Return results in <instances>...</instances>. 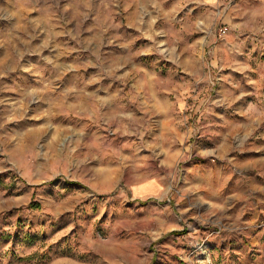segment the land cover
Instances as JSON below:
<instances>
[{
  "label": "clouds",
  "instance_id": "obj_1",
  "mask_svg": "<svg viewBox=\"0 0 264 264\" xmlns=\"http://www.w3.org/2000/svg\"><path fill=\"white\" fill-rule=\"evenodd\" d=\"M163 2L0 0V93L20 95L0 96V176L29 186L20 196L0 191V213L29 215L35 199L48 224L71 215L50 244L80 234L73 256L44 264H89V253L97 264H152L156 253L167 264H264V187L231 155L264 139V0H179L167 11ZM187 4L202 9L193 23L176 18ZM192 32L201 35L189 43ZM166 52L175 58L165 74ZM176 93L193 100L183 106L190 115ZM34 104L41 136L8 127ZM209 133L216 147L190 143ZM64 181L87 191L68 193ZM89 221L99 222L93 234ZM37 247L0 244V264Z\"/></svg>",
  "mask_w": 264,
  "mask_h": 264
},
{
  "label": "rangeland",
  "instance_id": "obj_2",
  "mask_svg": "<svg viewBox=\"0 0 264 264\" xmlns=\"http://www.w3.org/2000/svg\"><path fill=\"white\" fill-rule=\"evenodd\" d=\"M178 2L179 0H164L162 7L165 11H167L175 7ZM134 10L135 7H133L132 9H128L126 15L128 13L134 12ZM201 13L202 9L197 8L193 4H187L179 12L176 18L177 20H186L187 23H193L197 16ZM127 31L130 35H139V33H137L134 28H129L127 29ZM200 35L201 34L198 32H192L191 34H186L185 39H187L189 43H191L192 41L198 39ZM146 43V40L136 41L137 46H142ZM161 43H163L162 40ZM168 57H171L173 60L175 58L173 53L166 52L165 59L162 60L161 64L159 65V69L162 70L165 74L169 71V67L171 66L170 63L167 62ZM255 57L256 53H253V58L255 59ZM150 59L152 58H146L145 63H148ZM259 62L264 63V56L259 57ZM255 66L256 65L254 63L253 67ZM226 71L231 70L229 69ZM23 75L27 76V74ZM233 75L237 79L240 78L239 73H233ZM16 76L17 74L13 73L11 77H9L5 82L10 83L12 79L16 78ZM254 78L258 77H256L254 74ZM31 82L34 86H39L35 79H33ZM218 90L219 89H217V91ZM260 91L264 93V86L261 87ZM212 95L215 96L216 91H213ZM0 96L10 97L13 100L20 99V95L17 92H3L0 93ZM180 96V93H176L171 95L170 99L175 102L179 110L183 112V106L185 105V103L191 105L193 103V100L187 98L186 94L185 98L183 99L180 98ZM183 114L190 115V113L188 112H183ZM41 116V109L34 104L28 108V114L24 120H21L18 123L10 124L8 127L18 128L25 131L29 129H35V134L37 136H41L42 133L39 126L45 122L44 119L41 118ZM28 117H35V119H30ZM56 119L65 124L68 123V118L60 116ZM71 119L75 118L73 117ZM236 119L244 120L245 118L237 116ZM194 122L195 117L193 116L188 123L192 124ZM165 125L167 126V121L165 122ZM184 131L185 129L182 126L176 127V132L182 134ZM261 132H264V128L261 129ZM172 134L174 135L175 133ZM219 142L220 137H217L211 133L204 135L202 138L199 134H197V136L192 138V140L190 141V143L199 145L201 147H216ZM181 143H183L182 140ZM259 149H264V139L257 138L250 144V150L243 153H232L231 155L235 156L238 162H247L253 165L254 167L252 175L256 178V181L260 185V187H264V175H261L262 173H264V150ZM16 179L17 178L13 176L11 183H5V177L0 176V191H5L6 196L24 195L29 190V186L24 183L23 188L18 187ZM62 187H64V189L68 193H74L81 190L87 191L85 185L77 181H64ZM34 203L39 204V208L33 207ZM29 209L31 212V214L29 215H24L22 209L18 208H11L8 211L0 213V244L6 243L7 241L11 240L23 241L29 246H38L37 250L34 253H31L23 258H18L15 254H13L12 258L14 261H18V264H31V261L37 260L38 264H44V261L47 260L50 254L55 253L57 255H66L71 257L78 251V249L80 248V234L78 229H74L73 232L68 236L61 237L54 244L49 243V241H51L58 232L62 231V229L71 222V215L69 213H63L61 221L59 223L53 222L51 224H48V221L52 220L53 217L51 216V213L45 211V205L33 199L29 205ZM18 212L21 214L18 215ZM39 221H43V223H40ZM98 227L99 222L93 223L92 221H89L88 227L85 229V232L93 234L94 231L98 229ZM73 237H75V239H73ZM174 243H178V241ZM247 244L248 242L245 241V245H242L241 247L246 246ZM160 257L161 254L156 253V259L153 260L152 264H167V262L162 261ZM81 258L89 260V264H97V261L102 260V257L95 253H89L88 256H84ZM104 264H107V262L104 261Z\"/></svg>",
  "mask_w": 264,
  "mask_h": 264
},
{
  "label": "trees",
  "instance_id": "obj_3",
  "mask_svg": "<svg viewBox=\"0 0 264 264\" xmlns=\"http://www.w3.org/2000/svg\"><path fill=\"white\" fill-rule=\"evenodd\" d=\"M39 204H37V203H34V205H33V207H35V208H39Z\"/></svg>",
  "mask_w": 264,
  "mask_h": 264
}]
</instances>
